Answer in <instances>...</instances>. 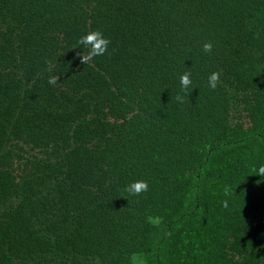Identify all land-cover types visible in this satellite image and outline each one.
<instances>
[{"label":"trees","instance_id":"16d2710c","mask_svg":"<svg viewBox=\"0 0 264 264\" xmlns=\"http://www.w3.org/2000/svg\"><path fill=\"white\" fill-rule=\"evenodd\" d=\"M260 165L264 0H0V264H264Z\"/></svg>","mask_w":264,"mask_h":264},{"label":"clouds","instance_id":"9594fccd","mask_svg":"<svg viewBox=\"0 0 264 264\" xmlns=\"http://www.w3.org/2000/svg\"><path fill=\"white\" fill-rule=\"evenodd\" d=\"M79 44L86 49V54L81 55V63H88L92 59L98 56H103L108 51L110 40L104 36L99 30H93L85 33L79 39ZM202 50L205 53H210L212 50V44L210 42L204 43ZM220 72H212L207 78L208 87L215 89L220 80ZM57 77L53 76L50 80V84H55ZM179 83L182 89H188L192 86V73L184 72L179 77ZM256 172L259 176L264 177V165L257 167ZM127 191L133 195H139L148 191V183L145 180H134L127 185Z\"/></svg>","mask_w":264,"mask_h":264}]
</instances>
